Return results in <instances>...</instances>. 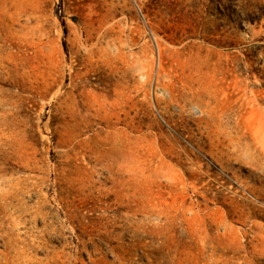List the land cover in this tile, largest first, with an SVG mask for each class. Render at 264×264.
Here are the masks:
<instances>
[{"label": "rangeland", "instance_id": "374dc122", "mask_svg": "<svg viewBox=\"0 0 264 264\" xmlns=\"http://www.w3.org/2000/svg\"><path fill=\"white\" fill-rule=\"evenodd\" d=\"M0 264H264V0H0Z\"/></svg>", "mask_w": 264, "mask_h": 264}]
</instances>
